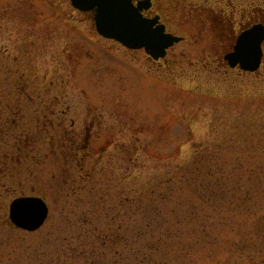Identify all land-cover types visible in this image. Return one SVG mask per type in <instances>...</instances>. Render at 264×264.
<instances>
[{
    "label": "rangeland",
    "instance_id": "1",
    "mask_svg": "<svg viewBox=\"0 0 264 264\" xmlns=\"http://www.w3.org/2000/svg\"><path fill=\"white\" fill-rule=\"evenodd\" d=\"M251 24L218 22V50ZM177 25L156 66L69 0H0V264H126L145 214L169 219L154 264H264V60L216 66ZM18 197L46 203L37 231L8 225Z\"/></svg>",
    "mask_w": 264,
    "mask_h": 264
},
{
    "label": "water",
    "instance_id": "2",
    "mask_svg": "<svg viewBox=\"0 0 264 264\" xmlns=\"http://www.w3.org/2000/svg\"><path fill=\"white\" fill-rule=\"evenodd\" d=\"M132 0H70L80 12H93L98 34L119 42L127 49L144 48L154 59L163 57L165 50L179 39L165 35L163 28L153 29V21L141 18L137 9L131 8ZM264 40V29L256 26L243 34L228 57L232 67L237 65L244 71L255 72L261 60L260 45ZM48 217V208L39 198H19L9 206V220L19 230L37 231Z\"/></svg>",
    "mask_w": 264,
    "mask_h": 264
},
{
    "label": "flooded vegetation",
    "instance_id": "3",
    "mask_svg": "<svg viewBox=\"0 0 264 264\" xmlns=\"http://www.w3.org/2000/svg\"><path fill=\"white\" fill-rule=\"evenodd\" d=\"M253 1L254 0H204V3H201V1L198 0H133V6L139 9V13L143 18L154 20L156 22V25L163 26L164 32L166 34H171L182 39L179 43L174 44L170 49H168L165 56L161 59L154 60L142 49L136 50V53H145L146 61L153 65L159 66L161 65V63H166L165 65H168V58L172 57L171 55L169 56V52L173 50V48H175L177 45L182 44L185 40L183 36L178 35L179 32H177V34L174 33L173 31L175 30L172 29L169 24L171 25L172 23H177L178 29L180 28L187 33L189 32V29H187L186 25H188L189 27L191 26V24L194 25L195 23H200L205 27V33L202 34V40L205 42L206 46H203L201 52L204 56L206 54L208 55L207 62H214L217 66L223 61L225 63V68L232 70L234 68L229 67L228 61L225 59V56L233 51L238 35L236 36L235 40H233L235 35L229 38L234 42H232L233 45L231 47V50L227 49L225 53L220 52V50H218L219 47L217 43L219 42V44L221 45V43L225 44V42L223 38L219 36V32L227 31L228 27H223L222 25L218 26L216 24L218 22H227V24L236 22L239 25H242L252 22L250 26H253L255 24L264 25V22L254 23L255 21H259L262 17L259 16V12L256 10H262V8L260 6L257 7ZM255 3H259L264 7V0H255ZM222 7L226 10H224ZM262 15H264V13ZM247 27L249 28V25H247ZM197 44L200 45L198 41ZM222 50H224V48H222ZM222 53L223 56L221 55ZM187 54H189L188 51ZM202 58L203 57H201V59H196L197 64L200 63V60H202ZM263 60L264 52L262 55L260 67L263 64ZM202 67L204 70H206L205 66L202 65ZM235 69L239 68L237 67ZM65 132L71 138L72 144H67V136H64L63 144L64 146L68 145L70 149L80 141L79 134L72 131L70 132L68 130H65ZM88 137L89 135L86 134L85 138L82 139L83 143H88ZM64 146L60 145V147L62 148H64ZM77 148H73L72 151L76 150L77 152ZM76 159L77 157L75 153V160Z\"/></svg>",
    "mask_w": 264,
    "mask_h": 264
},
{
    "label": "trees",
    "instance_id": "4",
    "mask_svg": "<svg viewBox=\"0 0 264 264\" xmlns=\"http://www.w3.org/2000/svg\"><path fill=\"white\" fill-rule=\"evenodd\" d=\"M206 176L209 177L211 176L210 173H206ZM202 183V182H201ZM199 187V185H197V188ZM144 219L146 220V224H145V230L140 231V233H136V235L138 237L141 238H145L147 239V242L142 244L141 249H132L131 252L129 253L130 258L132 260H125L124 262H126V264H154L153 259H154V254L156 252H159V249H163V247H165V249H168L169 246L167 247V242L162 243L159 245L160 240L162 238V236L164 235H170L169 232H164L159 234V237H156L154 235V231L152 230V226L153 224H157L159 226H163V228H169L168 227V223H169V219H165V216L163 215H158V216H150L145 214L144 215ZM8 225H10L8 223ZM137 236H135V239H137ZM104 237V238H103ZM101 239V241L103 242V244L105 241V236H103ZM156 240V241H155ZM125 242V241H124ZM135 242L132 241V244H134ZM129 245H131L129 243ZM132 246V245H131ZM120 256L118 255L117 258H119ZM112 264H121V259L120 261H114Z\"/></svg>",
    "mask_w": 264,
    "mask_h": 264
}]
</instances>
